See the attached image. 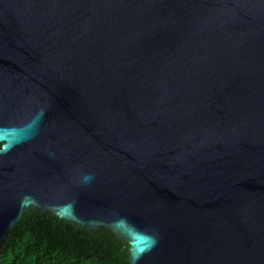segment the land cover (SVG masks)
I'll list each match as a JSON object with an SVG mask.
<instances>
[{"label": "water", "instance_id": "obj_1", "mask_svg": "<svg viewBox=\"0 0 264 264\" xmlns=\"http://www.w3.org/2000/svg\"><path fill=\"white\" fill-rule=\"evenodd\" d=\"M31 208L264 264V0H0V247Z\"/></svg>", "mask_w": 264, "mask_h": 264}, {"label": "trees", "instance_id": "obj_2", "mask_svg": "<svg viewBox=\"0 0 264 264\" xmlns=\"http://www.w3.org/2000/svg\"><path fill=\"white\" fill-rule=\"evenodd\" d=\"M128 255L109 229L93 233L31 208L6 235L0 264H128Z\"/></svg>", "mask_w": 264, "mask_h": 264}]
</instances>
